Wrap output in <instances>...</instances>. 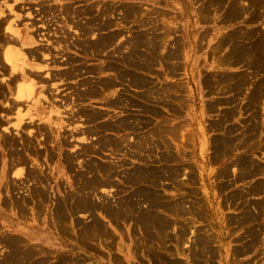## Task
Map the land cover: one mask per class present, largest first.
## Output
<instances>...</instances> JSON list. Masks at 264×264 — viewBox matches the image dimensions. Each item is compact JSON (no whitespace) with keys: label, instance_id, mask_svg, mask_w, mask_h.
Returning a JSON list of instances; mask_svg holds the SVG:
<instances>
[{"label":"rangeland","instance_id":"1","mask_svg":"<svg viewBox=\"0 0 264 264\" xmlns=\"http://www.w3.org/2000/svg\"><path fill=\"white\" fill-rule=\"evenodd\" d=\"M209 1V11H217L219 8L217 0ZM39 2H42V4L46 2L47 4L54 3L57 6L70 3L74 5V3H78L74 6L76 8L80 7L81 9H84L87 3L86 0H0V13H2L0 18L4 17L7 21L5 25L8 23L9 25L12 24L11 26L16 24L13 28L21 29L23 36H26L28 32L35 33L34 31H38V35H42L44 32L42 36H37L38 39H42L43 37V41L41 40L37 44L30 46H21L18 41H13L11 33L8 31L1 30L0 32L2 38H6L7 35L9 36L8 43L0 44V89L1 92L5 90V94L0 98V134L3 133L6 135V138L18 140V142L14 140V143L17 148L20 147L19 149H22L24 152H22L24 161L21 162L22 164L24 163L23 165L21 163L20 165L15 162L11 163V157L8 158L11 154L8 150V145L0 139V147L1 145H6L3 146V151V148H0V158L2 157L0 159V264H10L12 262L8 260V251H11L12 247L13 251H17L22 256L31 255L29 261L36 262V264H65V262L61 263L63 260L62 257L69 259L68 261L66 260L68 264H152L151 262H147L144 257H141V252L145 250L146 244L149 242L148 240L152 237L150 232L153 230L146 229L137 218L141 216L138 213L146 214L152 212L159 217H168L167 219L173 223L167 231L169 234L168 242L164 244L169 250L166 254L168 261L174 260L179 263L181 262L180 264H264V230L261 231L258 239L252 240L248 233V224L250 223L240 227L238 223H236V218L240 217L243 210L238 205H235L231 195L234 191L240 190L246 187V185L238 183L237 185L230 184L225 185L223 188L220 187L227 179L221 178L219 171L224 169L227 164H230L234 156L232 151V154L229 153V151L226 153L227 155L224 154L220 156L218 153L220 152L219 146L222 145L223 141H229V138L233 136V132L231 133L232 124L229 123L224 125L229 129L227 132H224V130H219L217 129L219 127L215 126L217 125L216 122L219 120L216 119L213 124L208 123L206 127H204V134L202 133L203 136H201V124H181L179 123L180 121L174 118L173 125L162 123L152 128L153 126L140 119V121L146 125H141V122H139V126H137L138 122H135L137 124L136 128L138 129L135 131L130 129L120 131L122 134L119 137L116 136L119 134L118 130L106 128L103 131L99 128V133L95 132L92 136L89 132L91 126L87 123V120H85V116L83 117L82 114L77 113L88 107L86 100L84 101V98L79 95L82 94L81 92H84L82 90L86 89L84 88V82H82L85 75L84 71L82 72L85 66V61L83 60L85 52L77 48V46L76 48L74 46L68 47V45H75V41L85 42L86 34L82 33L80 28L76 26L73 27L74 24H71V22L67 23L69 19L66 18V20H64L65 14L62 12L58 13V11L55 12L53 10L49 14L43 13V15L46 14L48 16L40 15L41 12L38 11L40 10ZM214 2H216V4H214ZM10 7H12L11 9L13 10L11 13L8 9ZM35 9L39 13L36 12ZM60 13L62 14L60 15ZM109 14L110 17H112L111 10ZM122 16L120 17L119 23L115 25L121 30L117 36H125L126 34L132 35V25H134L132 15L130 14V16H126V18ZM85 17V14H83L80 19L86 21ZM37 19L39 21H36ZM111 19H115V14H113ZM57 20L59 22H57ZM31 22H33V24L36 23L33 25ZM54 22H57V25ZM116 22H118V20ZM54 24L59 27L57 28L58 31H55L57 35L54 34ZM64 25L65 27H63ZM40 29L42 34H40ZM242 30L245 31V29ZM50 31H53V34ZM238 35H240V32H238ZM53 36L58 40L62 39L63 42H60L61 45L57 46L54 43V46L52 44L53 41L57 40ZM44 38H47L46 41H44ZM64 41L74 43L68 44L67 42L64 43ZM65 44H67V46ZM47 46L48 48L46 49ZM35 47H37L36 49H40L39 52H44V54L42 53V56L44 55L43 61H46L48 58L49 55L47 54H57L56 58L62 63L52 64L54 61L52 60L51 62V56H49L50 61L47 60L46 62L44 61V63L41 62L42 60L39 61V59L34 58L33 60V56H30L27 52H29L28 49H33ZM8 51H15L17 53L16 57L18 61L16 64L18 66L15 65L17 67L16 69L20 70L24 68L25 72H29L27 76L19 80V83L23 82L26 85L35 83L36 92L30 101L25 100L24 102L23 100V102H17V94H15L14 91L15 87H13V91L10 93V90H8L5 84L10 74V68L6 65L4 60V56ZM51 51L55 53H51ZM70 58L72 62L69 60H67L68 62L65 61ZM77 58L79 60H77ZM3 66L7 69L5 68L4 70ZM68 70H74V73L67 81L65 78L58 76V78L60 77L58 81H56V79L54 83L51 81L50 84L51 77H48L49 79L46 78L51 75L52 72L64 73ZM46 71L47 74L45 73ZM49 71L51 72L49 73ZM34 72H36L35 75L33 74ZM37 72L43 73V77H37ZM30 74H32V76ZM30 76L36 77H33L32 80ZM44 77L45 79H41V82L40 78ZM43 82L47 84L44 85ZM48 86L51 88L50 90L54 89L55 92L54 90H52L53 93L51 91L49 92V89H47ZM2 88L4 89L2 90ZM42 91L46 94L42 93ZM49 93L50 97L48 95ZM123 94L124 93L115 95L113 100L118 97L121 98L116 100L119 102L114 106H126L129 109L130 107H139L123 102V96L124 99L125 97L128 99L130 96H133L129 93ZM51 95H53V98H51ZM193 96L195 95L191 94V101L193 100V103L197 104V100L193 99ZM48 101L52 102L49 103ZM111 101L108 102V105H110ZM52 106L54 107L52 108ZM71 111L75 112V114ZM100 111L102 110L96 112ZM102 112L104 113V111ZM175 112L179 114L178 111ZM104 116L106 115L104 114ZM126 116H124V118H126ZM128 118H130V121H134V119L139 120V118L133 115H129ZM226 119L231 120L232 118L230 116ZM99 126L100 125L97 127ZM159 128L167 129L164 132H160ZM113 133L115 135H112ZM100 134L105 135V137L99 136ZM21 137L24 140L25 138L27 139L24 141ZM221 137L226 139L219 141ZM110 139H120V146L118 148H111L109 146H104L103 148L100 146L102 141H108ZM59 140H61L62 143H60ZM217 141H219V143ZM24 143L26 145L23 146ZM70 143L73 144L72 147ZM62 144L63 148L61 147ZM83 146L90 147L93 153L88 152L86 156H84V154L81 155V157L69 166L68 163L65 162V155L68 154V152L70 154H74V151L79 152ZM167 150L170 158L161 160L159 154ZM31 151L33 153H31ZM24 156H27L26 159ZM25 161H27L26 164ZM8 163H10V165ZM102 163L111 164L117 171V174L112 179V184L107 185V187H99L97 191L94 190L93 192L86 190V193L92 192L90 195L87 194L92 199L90 200L92 203L96 205L109 204L114 208H116L121 201L135 200L134 206L131 209L128 210L126 209L127 207H122V209H120L122 212L126 210V212L130 211L131 213L127 215L123 213L124 216H120L119 219L110 218L103 213L98 206L89 211H75L71 208V206L75 205L78 201L74 200L76 197L73 195L76 194L78 195L77 197H79L81 194V191H78L81 190V180L78 179L77 176H83L88 179L91 173L84 172L85 165L89 168L90 166H98ZM11 165L15 167H13V172ZM147 166L152 169L164 167L167 171L181 169L178 175L179 181L175 178L174 180L176 181L159 178L158 182L160 183H158L157 180L155 181L156 183L151 180V183L150 181H141V184L146 186L144 188L145 190L150 189L149 191L153 192L155 190L154 192H158L160 200L165 202L168 206H171V209L162 210L155 206V208L150 209L149 203H151V201H138V197H135L136 195L131 193L133 192L132 188L135 187V184L128 176L131 177V173L135 168ZM68 167L72 168L69 169ZM232 170L231 168V171ZM18 172L26 173L24 179L20 180L22 177L17 176ZM8 176H10V179ZM13 176L16 179H14ZM35 177L38 180H36ZM17 179L18 181H16ZM127 179L129 183H127ZM6 180H11L12 182L9 191L13 193L11 192L10 195H8L5 190ZM179 182L182 183L179 184ZM152 183H154V185ZM12 187L14 188L12 189ZM40 187L43 192L45 191L46 195L42 193L39 189ZM68 191L71 193H68ZM162 194L166 197H163L164 195ZM35 195L37 196L35 197ZM19 196H26L24 200L27 198L29 200L27 199L23 204L17 199ZM162 197L165 199L168 198L165 201ZM36 198L38 200H36ZM248 198L250 200L259 199L258 197ZM136 200L138 202H136ZM176 202L178 206L175 205ZM18 204L21 206L19 205V207ZM134 212L135 214H133ZM21 213L27 214L29 220L26 217H21ZM262 215L260 214V220L257 222L261 223L262 218H264L263 213ZM141 218L144 217L141 216ZM97 222L101 224V226H99L101 230L96 228H94V231L85 230L87 228H93V226H95L93 223ZM256 225L257 229H260V225L257 223ZM180 232H182L181 236L183 235L182 240L178 237ZM5 235L7 237L13 236L14 239L17 237L19 240L16 238L15 245H13L10 242L8 243L9 240H6L4 237ZM151 240L152 243H157V245L161 244L160 242L163 243V241L159 240L157 237ZM204 241L205 244H202L201 242ZM148 244H151V241ZM140 245H144V248H139ZM252 246L253 248H251ZM205 250L207 253H205ZM242 250L245 252H242ZM134 251H138V254L136 255ZM201 252L203 253L201 254ZM113 255H116V258H114ZM11 264L19 263L12 262Z\"/></svg>","mask_w":264,"mask_h":264},{"label":"bare ground","instance_id":"2","mask_svg":"<svg viewBox=\"0 0 264 264\" xmlns=\"http://www.w3.org/2000/svg\"><path fill=\"white\" fill-rule=\"evenodd\" d=\"M17 1V0H16ZM238 2H239V6H238V8H235L234 6H233V9H236V10H232L231 9V11H233V13H234V15H239L240 16V14L243 12V9H247L249 6H251V7H253V8H256V7H263L264 6V0H237ZM241 1H246L247 2V5L248 6H246L245 4V7H243V5L240 3ZM15 2V1H14ZM47 2H49V1H47ZM47 2L46 3H43L42 4V2H39V5H40V10H38L39 12H41V14L40 15H43V13H47V14H49V13H51L53 10L55 11V12H57L58 11V13L59 12H62V13H64L65 14V19L64 20H66V18H68L69 19V21L67 20V23L68 22H71V24H74L73 25V27L74 26H76V27H78V28H80L81 29V31H82V33H84V34H86V35H89V34H87V33H89V32H91L92 30V34H93V32L94 31H100L101 30V26L103 25H105V27H112L113 26V24H115V22L113 21V19H111V17H110V14L108 13V11H109V9H108V11H103V10H99V13L96 15V17L94 18V19H92L93 17H92V8L89 6V7H85L84 9H81L80 7L79 8H76L74 5L75 4H78V3H74V5L73 4H65V5H61V6H57L56 4H54V3H49V4H47ZM228 2V0H217V3H218V6H220V7H224L225 5H226V3ZM15 3H17V2H15ZM245 3V2H244ZM241 4V5H240ZM92 5V4H91ZM36 6H37V4H36ZM85 6V5H84ZM227 6H229V4H227ZM4 7H5V5H4ZM13 7V6H12ZM12 7H10V8H8L9 9V11H10V13L13 11L11 8ZM33 7V6H32ZM39 7V6H38ZM37 7V8H38ZM92 7H93V5H92ZM229 7H231V5L229 6ZM14 8V7H13ZM16 8V7H15ZM132 8V7H131ZM33 9H34V7H33ZM126 9V8H125ZM128 9H129V7H128ZM128 9H127V11H128ZM36 10V9H35ZM94 10V9H93ZM223 10V9H222ZM229 10V9H228ZM263 10V9H262ZM37 10H36V12H38ZM259 11V13H260V10H258ZM38 12V13H39ZM129 12V11H128ZM130 12H132L131 11V9H130ZM229 12V11H228ZM54 13V12H53ZM53 13H52V15H53ZM62 13H60V15L62 14ZM94 13V12H93ZM96 13V12H95ZM83 14H85V20L86 21H82L80 18L83 16ZM230 13H227L226 15L228 16ZM38 15V14H37ZM39 15V16H40ZM44 15H46V14H44ZM43 15V16H44ZM127 15V14H126ZM130 15V13L127 15V16H129ZM233 15V14H232ZM232 15H231V17H232ZM262 15V14H261ZM0 16H2V13H0ZM33 16V15H32ZM46 16H48V15H46ZM50 16V15H49ZM58 16V15H57ZM238 16V17H239ZM255 16H256V14H255ZM263 16V15H262ZM37 17V16H36ZM42 17V16H41ZM51 17H53V16H51ZM60 17V16H59ZM107 17H109V22H108V20H107ZM123 17V16H122ZM124 17H125V14H124ZM206 17V16H205ZM231 17H229V18H231ZM30 18H32V17H30ZM44 18V17H43ZM58 18V17H57ZM64 18V17H63ZM227 18V17H226ZM233 18V20H234V17H232ZM236 18V17H235ZM40 19V18H39ZM42 19V18H41ZM45 19V18H44ZM43 19V20H44ZM47 19V18H46ZM53 19V18H52ZM52 19H50L51 21H53ZM83 19V18H82ZM34 20H35V18H34ZM55 20H56V17H55ZM106 21V23L105 24H103L102 22L103 21ZM212 20V19H211ZM229 20V19H228ZM232 20V21H233ZM36 21H39L38 19L36 20ZM45 21V20H44ZM47 21V20H46ZM42 22V21H41ZM49 22V21H48ZM57 22H59L58 20H57ZM57 22L55 23L56 25H57ZM93 22H96V23H94V25L97 27V28H93L92 27V25H93ZM224 22V21H223ZM7 23V21L4 19V17L3 18H0V32H1V30H5V31H8L9 33H11V36H12V39H13V41H18L20 44H21V46H24V45H26V46H30V45H34V44H37L39 41H43V37H42V39L40 38V39H38L37 38V36L39 37V36H42L43 34H44V32H43V34H42V31H41V29H40V34H42V35H38V31L36 32V31H34L35 33H27L26 34V36H23V33H22V30L21 29H14L13 28V26H15V25H13V26H11L12 24H10L9 25V23L7 24V25H5ZM32 24H33V22H31ZM36 23V22H35ZM34 23V24H35ZM44 23V22H43ZM46 23V22H45ZM52 23V22H51ZM262 23V22H261ZM33 24V25H34ZM49 24V23H48ZM47 24V25H48ZM54 24V25H55ZM248 24V23H247ZM55 25V29H54V34L55 35H57L56 34V32L55 31H58V29L57 28H59V27H57ZM62 25V24H61ZM66 25V24H65ZM65 25L63 26V27H65ZM100 25V26H99ZM52 26H53V24H52ZM60 26V25H59ZM102 26V27H103ZM39 27H41V26H39ZM62 27V28H63ZM214 27V26H213ZM244 27V26H243ZM243 27H241L240 29H241V31H239L240 32V35H238V32H237V34H236V36L235 37H228L227 35V37L225 38V41H223V42H228V40H230L231 41V43L233 44V43H235L233 46L231 45V48H230V50H229V55L231 56V60L233 61V63H234V66L235 65H240V66H242V68H244L241 72H239V73H237V74H235V75H233V76H230V75H225L224 77H223V81L224 82H227V86H226V89H228V90H233L234 92H235V99L233 100V102H235V107L234 108H232V109H229V110H226L225 112H224V115H223V117L220 119V121L218 120V122H216V124L217 125H215V126H218L219 128H217V129H219V130H224V132H227L229 129H228V127H225L224 125H226L225 124V122L223 121L224 120V116H226V118L227 117H230L231 116V118L233 119V120H235V123L234 124H232V131H231V133L233 134V136L231 137V138H229V141H223V143H222V145H220L219 146V149H220V152H218L219 153V155L221 156V155H224V154H226V153H228L229 151V153H231V151H232V153H233V156H234V159L230 162V164H227V166H225V168L224 169H222V170H220L219 172V175H220V177L221 178H223V179H227L226 181H224L222 184H221V186L220 187H224L225 185H230V184H232V185H237L238 183H243V184H245L246 185V187H243L242 189H240V190H236V191H234L233 193H232V195H231V198H233L232 200L234 201V203H235V205H238L239 207H241V209L243 210L242 211V213H241V215H240V217H237L236 218V223H238V226L240 227V226H243V225H245V224H247V223H250V224H248V228H249V230H248V233H249V236L252 238V240H254V239H258V236L260 235V233H261V231L262 230H264V218H262V220H261V223L260 222H257V221H259L260 220V214L262 215V213L264 214V29H263V31L262 32H259V31H255V30H249V31H247V30H245V31H243L242 30V28ZM45 28V27H44ZM43 28V29H44ZM61 28V27H60ZM77 28V29H78ZM247 28H249V27H247ZM253 28V27H252ZM104 29V28H103ZM102 29V30H103ZM123 29V28H122ZM217 29V28H216ZM60 30V29H59ZM107 30V29H106ZM211 30V29H210ZM46 31V30H45ZM62 31V30H61ZM121 31V30H120ZM232 31V30H231ZM50 32H52V34H53V31H50ZM78 32H80V31H78ZM114 33H115V31H113ZM7 33V32H6ZM81 33V32H80ZM118 33V34H117ZM217 33V32H216ZM215 33V34H216ZM50 34V33H49ZM48 34V35H49ZM82 35V34H81ZM96 35V34H95ZM97 35L99 36V34L97 33ZM97 35H96V38H98L97 37ZM102 35V34H101ZM100 35V36H101ZM105 35V34H104ZM107 35V34H106ZM117 35H119V31L118 32H116L115 34H113L112 32L109 34V36H108V38L111 40V38L113 39V37L115 36H117ZM62 36V35H61ZM65 36V35H64ZM83 36V35H82ZM91 36H93V35H91ZM90 36V37H91ZM152 36H154L153 34H152ZM54 37V36H53ZM66 37V36H65ZM64 37V38H65ZM102 37H103V35H102ZM105 37V36H104ZM133 37V36H132ZM138 37V36H137ZM206 37V36H205ZM55 38V37H54ZM61 38H63V37H61ZM7 39V40H6ZM45 39V38H44ZM47 39V38H46ZM46 39L44 40V41H46ZM49 39H51V38H49ZM55 39H57V38H55ZM76 39V38H75ZM102 39V38H101ZM133 39V38H132ZM136 39V38H135ZM141 39V38H140ZM211 39V38H210ZM214 39V38H213ZM66 40V39H65ZM137 40H138V38H137ZM48 41V40H47ZM82 41H84V40H82ZM85 41H87V39L85 40ZM92 41V40H91ZM95 41H97V39L95 40ZM129 41H130V39H129ZM9 42V36L7 35L6 36V38H2V35H0V44H6V43H8ZM60 42H63L62 41V39H60V40H55V41H53L52 42V44L54 45V43H55V45H61V43ZM65 42H67V41H64V43ZM118 42V41H117ZM133 42V41H132ZM221 41H219L218 43H220ZM68 43V42H67ZM71 44L72 43H74V42H70ZM70 43H68V44H70ZM87 43V42H86ZM85 42H76L75 41V45H68V47H71V46H74L75 48H76V46H77V48H79V49H82V50H84V52H85V50H86V44ZM222 43V42H221ZM51 44V43H50ZM104 44H106V43H104ZM113 44V43H112ZM202 44V43H201ZM217 44V43H216ZM44 45V44H43ZM54 45V46H55ZM66 46H67V44H65ZM89 45H91V43L89 44ZM93 45V44H92ZM103 45V44H102ZM109 45V44H108ZM111 45V44H110ZM109 45V46H110ZM164 45V44H163ZM162 46V45H161ZM160 46V47H161ZM175 46H176V44H175ZM226 46V45H225ZM40 47H41V45H40ZM44 47H45V45H44ZM99 47V46H98ZM102 47V46H101ZM220 47V46H219ZM37 47H35V48H33V49H28L29 50V52H27V53H29L30 54V56H33V60H34V58L35 59H39V61L40 60H42L41 62H43L44 63V61H43V58H44V55L42 56V53L44 54V52H39V50L40 49H36ZM48 48V46L46 47V49ZM97 48V47H96ZM95 48V49H96ZM100 48V47H99ZM149 48V47H148ZM161 48H163V46L161 47ZM226 48H228V47H226ZM43 49H45V48H43ZM41 50H42V48H41ZM49 50H50V48H49ZM52 50V49H51ZM105 50V49H104ZM144 50H145V48H144ZM150 50V49H149ZM179 50V49H178ZM214 50V49H213ZM223 50V49H222ZM47 51V50H46ZM93 51H94V49H93ZM101 51V53H103L102 52V50H100ZM143 51V50H142ZM152 51V50H151ZM60 52V51H59ZM97 52V51H96ZM99 52V51H98ZM119 52V51H118ZM134 52H136V51H134ZM156 52V51H155ZM180 52V51H179ZM46 53V52H45ZM50 53V52H49ZM51 53H55L54 51L52 52L51 51ZM124 53V52H123ZM228 53V52H227ZM17 53L15 52V51H8L6 54H5V56H4V60H5V63H6V65L10 68V74H9V78H8V81L5 83L6 84V86H7V88H8V90H10V93L13 91V87H15V89H14V91H15V94H17L16 95V97H17V99L16 100H18L17 102H23V100H24V102H25V100H29L30 101V99L32 100V97L34 96V94H35V92H36V88H35V83H31V84H28V85H26L25 83H19V80H22L25 76H27L28 74H29V72H25V70H24V68H21L20 70H17L16 68V66H18L16 63H17V61H18V58L16 57L17 55H16ZM88 54H89V52H88ZM96 54V53H95ZM126 54V53H125ZM152 54H154V53H152ZM177 54H178V52H177ZM47 55H49V56H51V62H52V60L54 61V62H52V64L53 63H62V62H59V60L56 58L57 57V54L55 55H52V54H47ZM99 55H101V54H99ZM121 55H122V53H121ZM49 56H48V58L46 59V61L47 60H49L50 58H49ZM94 56V55H93ZM96 56H98V55H96ZM96 56H94V57H96ZM128 56V55H127ZM131 56H132V54H131ZM131 56H129V57H127V58H131ZM137 56V55H136ZM227 56V55H226ZM101 57H103V56H101ZM123 57V56H122ZM124 57H126V56H124ZM145 57V56H144ZM170 57H171V55H170ZM172 57H174L173 55H172ZM176 57H177V55H176ZM31 58V57H30ZM149 58V57H148ZM143 59V58H142ZM147 59V58H146ZM32 60V59H31ZM67 60H69L70 62H72V59L70 58V59H66L65 61L66 62H68ZM45 61V62H46ZM50 61V60H49ZM49 61H48V63H49ZM141 61V60H140ZM139 61V62H140ZM146 61V60H145ZM150 61V60H149ZM151 61H154V59L153 60H151ZM165 61V60H164ZM32 62H34V61H32ZM37 62V61H36ZM41 62H39V63H41ZM148 62V61H147ZM229 62V61H228ZM0 63H1V59H0ZM48 63H45V64H48ZM143 63V62H142ZM223 63H225V62H223ZM51 64V63H50ZM113 64V63H112ZM147 64V63H146ZM2 65V64H1ZM16 65V66H15ZM38 65V64H37ZM115 65V64H114ZM140 65V64H139ZM144 65V64H143ZM131 66V65H130ZM148 66V65H147ZM4 67V66H3ZM117 67V66H116ZM133 67V66H132ZM136 67V66H135ZM5 68L6 67H4V70H5ZM38 68H40V67H38ZM100 68V67H99ZM123 68V67H122ZM148 68V67H147ZM236 68V67H235ZM7 69V68H6ZM101 69H102V67H101ZM226 69V68H225ZM89 70V69H88ZM148 70H149V68H148ZM148 70H146V71H148ZM51 71H49V73H50ZM89 72V71H88ZM90 72H92V70L90 71ZM110 72V71H109ZM112 72H114V71H112ZM121 72H122V70H121ZM125 72V71H124ZM123 72V73H124ZM234 72V71H233ZM31 73V72H30ZM35 73L36 72H34L33 74L35 75ZM38 74H36L37 75V77L39 76H41V77H43L42 76V74L43 73H39V72H37ZM46 74H47V71L45 72ZM44 73V76L46 75ZM55 73V74H54ZM74 73V70H68V71H65L64 73H62V72H52V74L51 75H49V76H45L46 78H50L51 77V79H50V84H51V81H53L52 83H54V81L56 80V81H58V79L61 77V78H65V80L67 81L69 78H71L72 77V74ZM115 73V72H114ZM123 73L121 74V76L123 75ZM221 73H223L222 71H221ZM3 75V74H2ZM31 76H32V74H30ZM223 75H224V73H223ZM30 76V77H31ZM58 76H60L59 78H58ZM119 76V75H118ZM124 76V75H123ZM140 76V75H139ZM33 77H36V76H33ZM33 77H31L32 78V80H33ZM45 77L44 78H40V81H41V79H45ZM129 77V76H128ZM131 77H133V75L131 76ZM48 78V79H49ZM125 78H127V77H125ZM124 78V79H125ZM221 78V77H220ZM37 79V78H36ZM48 79H46V80H48ZM95 79V78H94ZM105 79V78H104ZM124 79H123V81H124ZM38 80H39V78H38ZM45 80V81H46ZM89 80H91V79H89ZM110 80V79H109ZM112 80V79H111ZM120 80H121V78H120ZM129 80V79H128ZM145 80V79H144ZM44 81V80H43ZM44 81V82H45ZM63 81V80H62ZM97 81V80H96ZM105 81V80H104ZM103 81V82H104ZM126 81V80H125ZM220 81V80H219ZM36 82H37V80H36ZM42 82V81H41ZM43 82V83H44ZM47 82V81H46ZM49 82V81H48ZM63 82H65V81H63ZM92 82V81H91ZM135 82V81H134ZM38 83H39V81H38ZM94 83V82H93ZM99 83V82H98ZM109 83V82H108ZM129 83H130V81H129ZM140 83H142V82H140ZM140 83H138L139 85H140ZM145 83H146V81H145ZM45 84H47V83H44V85ZM49 84V85H50ZM95 84H96V82H95ZM100 84V83H99ZM109 84H112V83H109ZM143 84V83H142ZM106 85V84H105ZM144 85V84H143ZM148 85V84H147ZM147 85H145V86H147ZM47 86V85H46ZM103 86V85H102ZM135 86V85H134ZM132 87H133V85H132ZM140 87V86H139ZM212 87V86H211ZM46 88V87H45ZM44 88V89H45ZM57 88V87H56ZM87 89H85V90H82V91H84V92H81L82 94H79L82 98H84V101L87 99V97H92L93 95H96V92L97 91H99V90H97L95 93L89 88V87H86ZM135 88V87H134ZM4 88H2V90H3ZM38 89V88H37ZM43 89V90H44ZM47 89H49V92L51 91L52 92V90H54V89H52V90H50L51 88L48 86V88ZM58 89V88H57ZM108 89V88H107ZM106 88L104 89L105 91L107 90ZM217 89V88H216ZM4 91L5 90H3L2 92H1V89H0V98H2L3 97V95L5 94L4 93ZM47 91V90H46ZM54 92H55V90H54ZM100 92H102V91H100ZM148 92H150V91H148ZM38 93V92H37ZM42 93H45V92H43L42 91ZM53 93V92H52ZM145 93H146V91H145ZM46 94V93H45ZM143 94V93H142ZM150 94V93H149ZM151 94H153V90H152V93ZM222 94V93H221ZM49 95V97H50V93L48 94ZM100 95H102V93L100 94ZM124 95V94H123ZM220 95V94H219ZM53 95H51V98H53L52 97ZM151 95H149L148 97H150ZM237 96V97H236ZM57 97V96H56ZM136 97H138V96H136ZM143 97V96H142ZM147 97V98H148ZM225 97V96H224ZM227 97V96H226ZM121 97H118L117 99L119 100ZM44 99H46V98H44ZM55 99V98H54ZM63 99V98H62ZM64 99H66V98H64ZM117 99H115V100H113V101H111L110 102V104L111 105H117L118 104V102L119 101H116ZM138 99H139V97H138ZM143 99V98H142ZM149 99V98H148ZM150 99H151V97H150ZM225 99V98H224ZM53 100V99H52ZM61 100V99H60ZM54 101V100H53ZM67 101V100H66ZM122 101L123 102H125V103H130V104H132V106H139L138 104H139V101L134 97V96H130V98H126L125 97V99H124V96L122 97ZM32 102V101H31ZM49 102V101H48ZM50 102H52V101H50ZM49 102V103H50ZM56 103V102H55ZM60 103V102H59ZM20 104V103H19ZM52 104H54V103H52ZM230 104H232V102L230 103ZM63 105V104H62ZM228 105V104H227ZM55 106V105H54ZM54 106H52V108L54 107ZM57 106H59V105H57ZM65 106V105H64ZM114 107H116L117 108V106H114ZM55 108H56V106H55ZM79 110V109H78ZM93 110V109H92ZM91 110V111H92ZM225 110V109H224ZM90 110L89 111H87V109H85V110H80V111H76L78 114L80 113V114H82L83 115V117L85 116V120H86V118L87 117H89V118H87L88 120H90L91 122H93L92 120H94V119H96V118H101V117H103L104 116V114L105 113H103L102 111H100V112H94V114L91 112ZM70 112V111H69ZM71 112H73V111H71ZM74 114H75V112H73ZM71 114V113H70ZM128 116L129 115H127L126 116V118H122V119H118V121H115V122H106V123H102L103 125H100L99 127H97V128H100V130H105V128L106 129H116V131L118 130V131H126L127 129H130V130H133V131H135L136 129H138V128H136L137 126H139V122H141L140 121V119L139 120H137V119H134V121H130V118H128ZM221 116V115H220ZM73 117V116H72ZM76 117V116H75ZM50 118V117H49ZM60 119V118H59ZM64 119V118H63ZM72 119V118H71ZM69 120V119H68ZM87 120V121H88ZM135 120H137V121H135ZM229 120V119H228ZM228 120H226V122L228 121ZM70 121V120H69ZM90 121H88L89 123H91ZM54 122H56V121H54ZM53 122V123H54ZM138 124H136V123ZM137 125V126H136ZM141 125H146L145 123H142L141 122ZM166 126H168V127H170L169 125H167V124H165ZM39 126V125H38ZM40 127V126H39ZM167 127V128H168ZM17 128V127H16ZM42 128V127H41ZM167 128H159V131L160 132H164V131H166V129ZM8 129V128H7ZM6 129V130H7ZM43 129H44V127H43ZM96 129V128H95ZM115 131V132H116ZM43 132H44V130H43ZM46 132V131H45ZM89 132L90 133H93V130H89ZM96 132H98L99 133V131L96 129ZM223 132V133H224ZM42 133V132H41ZM84 133V132H83ZM82 133V134H83ZM97 133V134H98ZM222 133V134H223ZM230 133V132H229ZM229 133H227V134H229ZM43 134V133H42ZM33 135H35V134H33ZM44 135V134H43ZM46 136H47V134H46ZM63 136V135H62ZM228 136H230V135H228ZM23 137V136H22ZM21 137V139L22 140H24L23 138ZM20 138V137H19ZM62 138V137H61ZM0 139L1 140H3V142L6 144V145H8L7 147L9 148L8 150H9V152L11 153L10 154V156H8V158L9 157H11V163H13V162H15L16 164L18 163L19 165H20V163L21 162H23L24 160V158H23V156H22V152H23V150L22 149H19V148H17V146L15 145V143H14V140L15 139H13V138H6V135L5 134H0ZM27 138H25V140H26ZM63 139V138H62ZM65 139H66V137H65ZM226 138H223V137H221L220 138V140L219 141H221V140H225ZM1 140H0V143H1ZM24 140V141H25ZM29 140V139H28ZM231 140V141H230ZM16 141V140H15ZM60 141V143H62L61 142V140H59ZM66 141V140H65ZM85 141V140H84ZM219 141H217L218 143H219ZM16 142H18V140L16 141ZM20 142V141H19ZM27 142V141H26ZM67 142V141H66ZM70 142V141H69ZM69 142H68V144H69ZM29 143V142H28ZM35 143V142H34ZM4 144V145H5ZM71 144V147H72V143H70ZM120 144H121V140L120 139H110V140H108V141H102V143H101V147H103L104 148V146L105 147H107V146H109V147H111V148H118L119 146H120ZM3 145V146H4ZM5 145V146H6ZM24 145H26L25 143L23 144V146ZM35 145V144H34ZM64 145H65V143H64ZM3 146L1 145V147L0 148H3ZM16 146V147H15ZM21 146V145H20ZM32 146V145H31ZM68 146V145H67ZM70 146V145H69ZM61 147L63 148V144L61 145ZM217 147V146H216ZM215 148V147H214ZM25 149H26V147H25ZM233 149V150H232ZM4 150V148L2 149V151ZM6 150V149H5ZM32 150V149H31ZM25 151V150H24ZM29 151H30V149H29ZM68 151V150H67ZM35 152V151H34ZM38 152V151H37ZM75 153L74 154H70L69 152H68V154H66L65 155V162L66 163H68V165L70 166V164H72L75 160H77L79 157H81V155H83L84 154V156H86L87 154H88V152H90V153H93L92 151H91V149H90V147H88V146H83L82 147V149L78 152V151H74ZM24 153V152H23ZM31 153H33L32 151H31ZM38 153H40V152H38ZM231 153V154H232ZM216 154V153H215ZM30 155V154H29ZM160 155V159L161 160H167V159H169L170 158V156H169V152H168V150L167 151H165L164 153H161V154H159ZM227 155V154H226ZM25 157V156H24ZM27 157V156H26ZM26 157H25V159H26ZM218 157V156H217ZM224 157V156H223ZM226 157V156H225ZM2 158V157H1ZM0 158V159H1ZM14 158V159H13ZM218 158H220V157H218ZM217 158V159H218ZM222 158V157H221ZM12 159H13V161H12ZM9 160V159H8ZM26 162L27 161H25V164H26ZM2 163V162H1ZM9 165H10V163H8ZM15 164V165H16ZM22 164V163H21ZM24 164V163H23ZM22 164V165H23ZM92 164V163H91ZM8 165V166H9ZM18 165V166H19ZM86 167H85V169H84V172H86V173H91V176H89V178L87 179V178H85V177H83V176H77V178L78 179H80L81 180V183H80V189L81 190H78V191H81V194H80V196L79 197H77L78 195H73V196H75L76 198L74 199V200H78L77 201V203L75 204V205H72L71 206V208L72 209H74L75 211H89V210H93L94 209V207H96V206H98L101 210H102V212L103 213H105L107 216H109L110 218H114V219H119L120 218V216H124V215H127V214H130L131 212L129 211V212H126V210H125V212L123 211H121L120 209H122V207H127L126 209H131L133 206H134V203H135V200H127V201H121V202H119L118 203V206L116 207V208H114V207H112V206H110L109 204H101V205H96V204H94V203H92L90 200H92L91 198H90V193H92L94 190L95 191H97V189L100 187H104V186H106L107 187V185H110V184H112V179L114 178V176L117 174V171L112 167V165L111 164H108V163H102V164H100V165H98V166H90L89 168H87V165H85ZM11 167H12V169H13V167L14 166H12L11 165ZM73 167V166H72ZM71 167V168H72ZM9 168V167H8ZM15 168V167H14ZM69 168V167H68ZM71 168H69V169H71ZM231 168L233 169L232 171H231ZM12 169H9V170H12ZM8 170V171H9ZM16 170V169H15ZM6 171V170H5ZM14 171V169L12 170V172ZM180 171H181V169H177V170H170V171H167V169H165L164 167H161V168H154V169H152V168H149L148 166L147 167H143V168H140V167H138V168H135L134 170H133V172L131 173V177H129L128 176V178L129 179H131L132 180V182H134V184H135V187H133L132 189V191L133 192H131V193H133V194H135L134 196L135 197H138V201L140 200H149V201H151V203H149V208L150 209H152V208H161L162 210L164 209V210H168V208L169 209H171L172 207L171 206H168L165 202H163L162 200H160V198H159V193L157 194L156 192H152V191H149L147 188V190H145L144 188L146 187V186H143V184H141V181H153V182H155L156 180H157V182H158V179L159 178H163V179H171L172 181L174 180V178L176 179V180H178V175L180 174ZM11 172V171H10ZM9 172V173H10ZM22 172V171H21ZM20 172H18L17 173V176H20V177H22L20 180H22V179H24V176L26 175V173L24 174V173H20ZM34 173V172H33ZM32 173V174H33ZM8 174V173H7ZM11 174V173H10ZM35 174V173H34ZM39 175V174H38ZM130 175V174H129ZM28 176H29V174H28ZM34 176V175H33ZM176 176V177H175ZM10 176H8V178H9ZM14 177V176H13ZM27 177V176H26ZM32 177V176H31ZM36 177H37V175H36ZM36 177H35V179H36ZM33 178V177H32ZM39 178H40V176H39ZM10 179V178H9ZM14 179H16L15 177H14ZM12 180V179H11ZM11 180L9 181H7L6 182V192H7V194L8 195H10V193L12 192H10L9 190H10V185H12V182H11ZM36 180H38V179H36ZM128 180V179H127ZM130 180V181H131ZM176 180H174V181H176ZM183 180V179H182ZM16 181H18V179L16 180ZM25 181V180H24ZM29 181V180H28ZM41 181V180H40ZM40 181H38V182H40ZM45 181V180H44ZM44 181H42V182H44ZM151 181H150V183H151ZM179 181V180H178ZM177 181V182H178ZM14 182H15V180H14ZM17 183V182H16ZM36 183H37V181H36ZM45 183V182H44ZM127 183H129V180H128V182ZM156 183V182H155ZM158 183H160V182H158ZM182 183V182H181ZM180 182H179V184H181ZM40 184V183H39ZM153 185H154V183H152ZM18 185H19V183H18ZM176 185V184H175ZM16 186V185H15ZM41 186V185H40ZM177 186H178V183H177ZM182 186V185H181ZM20 187V186H19ZM36 187H38V186H36ZM47 187V186H46ZM227 187V186H226ZM225 187V188H226ZM14 187H12V189H13ZM15 188H17V187H15ZM35 188V187H34ZM167 188V187H166ZM180 188V187H179ZM178 188V189H179ZM18 189V188H17ZM40 190H41V187L39 188ZM20 190V189H19ZM23 190V189H22ZM38 190V189H37ZM44 190V189H43ZM86 190H88V191H92V192H87L86 193ZM33 191V190H32ZM35 191H36V189H35ZM42 191V190H41ZM222 191V190H221ZM39 192V191H38ZM13 193V192H12ZM24 193L26 194V192L24 191ZM42 193H44V195H46V193H45V191L43 192L42 191ZM68 193H71V192H69L68 191ZM67 193V194H68ZM20 194H22V193H20ZM87 194H89V195H87ZM165 194V193H164ZM164 194H162V195H164ZM71 195V194H70ZM70 195H68V196H70ZM21 196V195H20ZM17 197V199L18 200H20L23 204H24V202L28 199H26V200H24L25 199V197L27 196H22V197ZM37 195H35V197H36ZM132 196V195H131ZM15 197V196H14ZM13 197V198H14ZM40 197V196H39ZM130 197V196H129ZM163 197H166L165 195L163 196ZM162 197V198H163ZM169 197V196H168ZM167 197V198H168ZM248 197H258L259 199L258 200H250ZM44 198V197H43ZM127 198V197H126ZM167 198L165 199V198H163V200L165 199V201L167 200ZM40 199H41V197H40ZM69 199V198H68ZM124 199V198H123ZM130 199H131V197H130ZM137 199V198H136ZM182 199H183V197H182ZM6 200V199H5ZM18 200H17V202H18ZM29 200V199H28ZM36 200H38L37 198H36ZM43 200V199H42ZM47 200V199H46ZM125 200V199H124ZM15 201H16V198H15ZM45 201V200H44ZM137 200H136V202H138ZM161 201V202H160ZM43 202V201H42ZM9 204V203H8ZM15 204V203H14ZM21 204V203H20ZM20 204H18V206L20 205ZM26 204H27V202H26ZM170 204V203H169ZM174 204V203H173ZM29 205V204H28ZM175 205H177V202H176V204ZM9 206V205H8ZM21 206V205H20ZM19 206V207H20ZM136 206V205H135ZM155 206V207H154ZM168 206V207H167ZM178 206V205H177ZM177 206H174V207H177ZM171 207V208H170ZM7 208V207H6ZM135 208V207H134ZM154 210V209H153ZM135 211V210H134ZM184 211V210H183ZM157 212V211H156ZM123 213H124V215H123ZM158 213H159V211H158ZM22 214V213H21ZM133 214H135V212L133 213ZM139 215H141L142 217H144V218H141V216H139V217H137L140 221H141V224L142 225H144L145 226V228L146 229H151V230H153V231H151L150 232V234H151V236L152 237H150V239L148 240L149 242L148 243H150V241H151V244H146V247H145V250H142V252H141V257H144V259L147 261V262H151L152 264H180L178 261H174V260H170V261H168L167 259V252L169 251L168 250V248L166 247V246H164V244H166L167 242H168V239H169V234H168V228L170 227V225H172L173 223L169 220V219H167L166 217V219L165 218H163V216L162 217H159L158 215H155L154 214V212H152V213H146V214H140V213H138ZM21 217H26L27 219H28V216H27V214H22V215H20ZM263 216V215H262ZM29 220V219H28ZM232 221H233V219H232ZM235 223V222H234ZM256 223L257 224H259L260 225V229H257V225H256ZM93 225H95V226H93V228H87V229H85L86 231H94L95 229L94 228H96V229H99V230H101L100 228H99V226H101V224L99 223V222H97V223H93ZM102 228V227H101ZM247 228V229H248ZM245 229V228H244ZM85 233V232H84ZM90 234V233H89ZM93 234V233H92ZM91 234V235H92ZM98 234V233H97ZM178 234V233H177ZM181 234H182V232H180V234L178 235V237H180L181 238V240H182V236H181ZM90 235V236H91ZM94 235V234H93ZM95 236V235H94ZM102 236V235H101ZM149 236V235H148ZM147 236V237H148ZM5 238H6V240L8 241V243L10 242L11 244H13V245H15L14 243H15V239L17 238H15L14 239V237L13 236H10V237H7L6 235L4 236ZM85 237V236H84ZM89 237V236H88ZM92 237V236H91ZM156 237L159 239V240H161V241H163V243L162 242H160L161 244H159V245H157V243H152V240L151 239H156ZM171 237V236H170ZM177 237V236H176ZM18 239V238H17ZM172 239H174V238H172ZM178 239V238H177ZM4 240V239H3ZM19 240V239H18ZM158 241V240H157ZM202 244L204 243L205 244V241L204 242H201ZM206 243H209V242H206ZM248 243V242H247ZM7 244V243H6ZM243 244V243H242ZM10 245V244H9ZM13 245H11V246H13ZM152 245H153V247H152ZM7 246V245H6ZM203 246V245H202ZM244 247V246H243ZM248 247H249V245H248ZM10 248V247H9ZM18 248V247H17ZM139 248H144V245H140L139 246ZM209 248V247H208ZM241 248V247H240ZM251 248H253V246L251 247ZM250 248V249H251ZM12 249H13V247H12ZM11 249V251L9 250L8 252V260L9 261H12L13 263L15 262V263H19V264H36V262H31V261H29V258H30V256H28V255H24V256H22V255H20L17 251H13ZM242 249V248H241ZM240 249V250H241ZM244 249V248H243ZM247 249H249V248H247ZM203 250V249H202ZM239 250V251H240ZM32 251V250H31ZM206 251V250H205ZM209 251V250H208ZM135 253H136V255L138 254L137 252L138 251H134ZM203 252H204V250H203ZM203 252H201V254L203 253ZM241 252V251H240ZM239 252V253H240ZM242 252H245V251H243L242 250ZM205 253H207V251L205 252ZM205 255V254H204ZM207 255V254H206ZM236 255V254H235ZM111 256V255H110ZM202 256V255H201ZM113 257L114 258H116V255H113ZM203 257V256H202ZM205 257V256H204ZM170 258V257H169ZM207 258V257H206ZM63 259V260H62ZM62 261H61V263H63V262H65V264H68L67 263V261L69 260V259H66V257H62ZM171 259V258H170ZM202 259V258H201ZM67 260V261H66ZM204 260V259H203ZM11 262V263H12ZM39 262V261H38ZM71 262V261H70ZM77 262V261H76ZM205 262V261H204ZM1 263V262H0ZM9 263V262H8ZM10 263V264H11ZM79 263V262H78ZM248 264V263H247ZM249 264H251V263H249Z\"/></svg>","mask_w":264,"mask_h":264},{"label":"crops","instance_id":"3","mask_svg":"<svg viewBox=\"0 0 264 264\" xmlns=\"http://www.w3.org/2000/svg\"><path fill=\"white\" fill-rule=\"evenodd\" d=\"M86 1V7L92 8V19L99 13V9L103 11L109 9L108 13L111 10L112 17L115 14L113 20L115 24L112 27L102 25L100 31H94L92 34V30L87 33L89 35H86L85 56L84 59L81 58L85 61L84 70H82L85 73L84 80H82L84 88L89 87L94 93L99 90L96 95L87 97V111L93 109L91 112L94 114L95 111L102 110L106 115L92 120L93 122L87 119L89 117L86 118L91 122L87 121L93 130L92 136L96 129H99L98 125H103L107 121H117L126 115H133L153 126L152 128L162 123L173 125L174 118L181 124H201V136H203L204 127L208 123L213 124L216 119L220 121L226 110L235 107V102H233L235 92L226 89L228 84L223 81V77L225 75L233 76L244 68L238 64L234 66L229 55L231 45L233 46L235 43L232 44L230 40L223 41L227 36L235 37L243 26L242 29L247 31L262 32L264 29V6L256 8L249 6L247 9H243L239 16L233 13L236 10L233 9V6L235 8L239 6L237 0H228L226 5L219 6L217 11H209V0ZM240 3L243 7L248 6L246 1ZM129 13L134 19L132 35L114 36L110 40L108 36L111 32L115 34L120 31V28L115 26L119 23L120 17L125 14L126 18ZM227 13L230 14L227 16ZM107 20L109 22V17ZM117 20L118 22H116ZM94 23L96 22H93L92 27L97 28ZM102 23L105 24L106 21L104 20ZM96 39L97 41H95ZM219 41L222 43H218ZM90 43L91 45H89ZM127 53L130 56L132 54L131 58H127L129 57ZM93 55L98 56L94 57ZM153 59L154 61H151ZM77 60L79 59L77 58ZM91 70L92 72H90ZM122 73L124 76H121ZM132 75L133 77H131ZM105 88L108 89L105 91ZM152 90L153 94H151ZM101 93L102 95H100ZM122 93L132 94L139 101V107H130L129 109L126 106L116 108L111 104V106L108 105L115 95ZM191 94L195 95L192 98L197 100V104L193 103V100L191 101ZM149 95H151V99L148 97ZM231 102L232 104H230ZM175 111H178L179 114ZM226 120V116H224L225 124L235 123L233 119L227 122ZM118 132L117 137L122 134L120 131ZM99 136L105 137L103 134Z\"/></svg>","mask_w":264,"mask_h":264}]
</instances>
